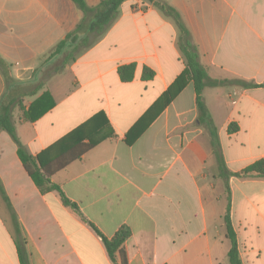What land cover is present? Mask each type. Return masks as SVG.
Listing matches in <instances>:
<instances>
[{"label": "crops", "instance_id": "obj_1", "mask_svg": "<svg viewBox=\"0 0 264 264\" xmlns=\"http://www.w3.org/2000/svg\"><path fill=\"white\" fill-rule=\"evenodd\" d=\"M161 1L181 14L211 78L262 85L203 95L227 170L264 159V0ZM83 17L72 0H0V57L26 109L46 91L55 102L35 121L17 117V135L77 206L41 193L0 130V264H115L97 230L111 238L125 225L127 264H231L226 182L242 262L264 264V178L221 175L189 75L168 105L159 100L187 68L175 19L151 0H125L103 32L52 56ZM11 88L0 68V100Z\"/></svg>", "mask_w": 264, "mask_h": 264}, {"label": "trees", "instance_id": "obj_2", "mask_svg": "<svg viewBox=\"0 0 264 264\" xmlns=\"http://www.w3.org/2000/svg\"><path fill=\"white\" fill-rule=\"evenodd\" d=\"M77 7L83 12L84 17L81 22L76 26V28L67 34L65 39L61 40L55 49L52 52V56L60 52L63 48H65L69 44H74L80 40L79 35L84 32L91 33H101L103 32L107 26L113 21L117 15L118 9L121 4L125 0H101L98 5L91 7L87 3L86 0H72ZM157 6H159L166 14L173 17L176 23L179 26L181 31L180 36V46L187 60V68L184 72L176 79L175 83L163 94V96L159 99L163 105H168L175 96L183 89L186 85L185 77L189 75L194 84L195 92H196V102L199 111L198 120L201 124L205 125L210 133L213 136V144L215 148V154L217 156V160L220 166L221 175L225 178L229 176H240V177H258L264 178V159H259L254 163L248 165L244 169L239 172L232 173L229 172L225 166L224 159L219 149V140H218V132L217 128L214 124L212 115L205 103L203 92L206 87H217L223 86L226 84H235L241 87L251 88L258 87L262 85H258L252 82H248L243 79H234V80H219L211 78L205 67L202 65L200 61V55L197 51V47L193 42L192 35L187 28L185 22L182 19L181 14L171 5L162 2L161 0H151ZM88 37H84L80 42L86 43ZM0 68L2 69L5 79L7 82V90L8 87H12L9 92H7L0 100V130L6 131L13 141L17 145V154L19 159L23 163L26 171L29 176L39 189L41 193H46L49 191L57 190L61 193L63 202L66 205H70L74 208H77L76 204L71 202L65 194L62 192L60 186L56 183H53L50 179L51 173L48 171V168L43 164L39 163V157H34L29 154L25 148L23 147L16 131V126L13 122V107L19 106L21 113V120L23 121H35L44 115L48 110H50L55 102L51 97L49 92L42 93L37 99H35L28 109H26L23 103V94H21V90L23 91V86L16 81L11 74L10 65L4 61L0 57ZM119 74L123 81H130L134 78L135 74V65L133 63L124 64L119 67ZM153 71L151 69H145L143 73L144 78H151L153 76ZM42 87V84L37 85V92ZM32 93V94H34ZM143 117L135 124L134 127L138 126L142 121ZM133 127V128H134ZM238 130V125L232 122L228 126V132L233 133ZM91 145H89L90 147ZM226 191L228 197V207L226 214L224 216L225 228L227 237L230 239L231 247L229 250V259L231 264H243L238 241L235 229L233 227L232 219H231V207H230V199H231V189L229 183L226 182ZM92 226L96 229V227L92 224ZM97 232L102 236L104 245L108 252L110 259L115 264H127L126 259L124 258L123 246L125 242L129 239L131 235V230L128 226H122L113 237L107 238L97 230ZM118 255L121 257L120 261L118 260ZM23 264H29L23 258Z\"/></svg>", "mask_w": 264, "mask_h": 264}, {"label": "rangeland", "instance_id": "obj_3", "mask_svg": "<svg viewBox=\"0 0 264 264\" xmlns=\"http://www.w3.org/2000/svg\"><path fill=\"white\" fill-rule=\"evenodd\" d=\"M12 112H13V122L15 124L17 117H19L21 115L22 111H21L20 107L16 105L13 107Z\"/></svg>", "mask_w": 264, "mask_h": 264}]
</instances>
